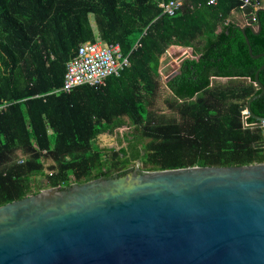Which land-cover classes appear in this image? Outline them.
Listing matches in <instances>:
<instances>
[{
  "label": "trees",
  "instance_id": "obj_1",
  "mask_svg": "<svg viewBox=\"0 0 264 264\" xmlns=\"http://www.w3.org/2000/svg\"><path fill=\"white\" fill-rule=\"evenodd\" d=\"M171 1L0 0V207L123 177L139 162L147 171L264 164V128H253V117L245 127L242 116L262 92L255 75L264 65L233 19L243 1L185 0L163 15L160 5ZM258 21L259 35L246 31L254 55L264 54V11ZM89 42L119 45L129 67L104 86L56 93ZM174 46L198 59L185 62L161 99V59ZM259 78L264 85V70ZM252 111L264 118V96ZM123 128L119 150L98 146L99 136Z\"/></svg>",
  "mask_w": 264,
  "mask_h": 264
},
{
  "label": "water",
  "instance_id": "obj_2",
  "mask_svg": "<svg viewBox=\"0 0 264 264\" xmlns=\"http://www.w3.org/2000/svg\"><path fill=\"white\" fill-rule=\"evenodd\" d=\"M247 7L240 26L262 31ZM257 18V24L253 18ZM178 69L167 79L182 74ZM242 109L264 127L252 104ZM223 80V79H222ZM251 82V79H249ZM0 264H264V164L147 171L51 188L0 207Z\"/></svg>",
  "mask_w": 264,
  "mask_h": 264
},
{
  "label": "built area",
  "instance_id": "obj_3",
  "mask_svg": "<svg viewBox=\"0 0 264 264\" xmlns=\"http://www.w3.org/2000/svg\"><path fill=\"white\" fill-rule=\"evenodd\" d=\"M241 10L247 7L254 12L262 9V4H253L250 0H242ZM185 0H172L160 5L163 15L174 16L184 5ZM218 0H210V4L216 5ZM253 21L257 24V18ZM130 65L129 57L124 56L119 45L106 47L102 42L85 43L80 46L77 55L69 62L63 87L56 93H71L82 86H104L111 77H120ZM245 127H249L247 111L242 112ZM50 174V171H47Z\"/></svg>",
  "mask_w": 264,
  "mask_h": 264
},
{
  "label": "rangeland",
  "instance_id": "obj_4",
  "mask_svg": "<svg viewBox=\"0 0 264 264\" xmlns=\"http://www.w3.org/2000/svg\"><path fill=\"white\" fill-rule=\"evenodd\" d=\"M235 16V15H234ZM90 21L93 25V27L95 28V30L97 31L96 28V20L95 17L93 15L90 16ZM177 50H179L178 48L174 47V48H170L169 50H167V52L163 55L162 59H161V79H160V89H159V97L164 98L166 95L169 94V89H168V83L167 79L168 77L175 72L178 67V60L179 58L182 56L181 54H178ZM190 54L195 57L193 55V51L190 52ZM217 81L225 83L227 82V79H218ZM264 128V127H263ZM129 131V129L127 128H123L119 131V133L117 134H103L101 136H99L98 140H97V144L100 148L102 149H113L115 148L116 150L120 149L119 146V138L120 136H122L125 132ZM52 165L51 162H48L46 165V168L48 170V168ZM138 164H135L134 166H132V169H134Z\"/></svg>",
  "mask_w": 264,
  "mask_h": 264
},
{
  "label": "crops",
  "instance_id": "obj_5",
  "mask_svg": "<svg viewBox=\"0 0 264 264\" xmlns=\"http://www.w3.org/2000/svg\"><path fill=\"white\" fill-rule=\"evenodd\" d=\"M261 4H262V9H264V0L262 1ZM233 19L238 24L239 27L240 26L242 27V26H244L247 23V17L244 14V12L243 13H234L233 14ZM174 47L180 49V51H182L184 49L183 53H180L181 55H183L185 53H189L190 54V52L192 51V49H188V48H182V47H177V46H174ZM174 47H172V48H174Z\"/></svg>",
  "mask_w": 264,
  "mask_h": 264
},
{
  "label": "flooded vegetation",
  "instance_id": "obj_6",
  "mask_svg": "<svg viewBox=\"0 0 264 264\" xmlns=\"http://www.w3.org/2000/svg\"><path fill=\"white\" fill-rule=\"evenodd\" d=\"M132 171H133V169L129 170V173H131ZM129 173H128V174H129Z\"/></svg>",
  "mask_w": 264,
  "mask_h": 264
}]
</instances>
